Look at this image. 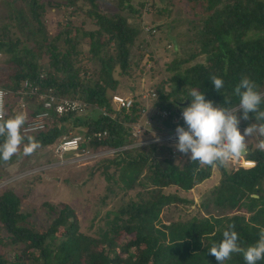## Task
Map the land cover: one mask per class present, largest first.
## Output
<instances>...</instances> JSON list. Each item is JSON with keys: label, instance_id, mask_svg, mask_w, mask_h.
Returning <instances> with one entry per match:
<instances>
[{"label": "trees", "instance_id": "obj_1", "mask_svg": "<svg viewBox=\"0 0 264 264\" xmlns=\"http://www.w3.org/2000/svg\"><path fill=\"white\" fill-rule=\"evenodd\" d=\"M20 1L0 4V67L8 70H0V88L8 92L3 118L24 113V142L34 137L37 149L54 150L63 137L80 136L79 148L111 151L85 168L88 179L95 172L104 179L96 196L101 206L116 205L103 212L89 235L80 230L76 211L68 204L42 202L46 226L35 224L12 184L3 186L0 264H219L208 250L223 239L229 225H235L241 246L254 244L264 227V151L248 144L241 158L253 162L252 167L216 166L218 183L194 202L191 190L208 180L214 167L190 161L169 141L138 144L130 126L147 120L156 132L153 137L176 132L177 126L187 128L180 114L191 103V89L204 93L214 106L235 107L234 88L242 77L264 95V0H141L138 8L134 0ZM149 2L166 19L182 4L195 24L190 54L166 63L165 70L172 72L168 77L156 76V61L147 70L142 63L148 42L134 18L150 11H144ZM51 10L63 15L54 26L46 20ZM199 58L202 61L192 63ZM146 74L152 80L150 96L133 97L129 108L117 110L111 96L135 91L132 82ZM211 75L223 79L221 92ZM26 80L39 87L37 94H24ZM48 93L85 102L86 111H49L43 129L27 131L26 125L46 110L43 95ZM20 97L27 110L19 106ZM225 97L230 103L224 104ZM237 115L242 117V112ZM255 122L250 114L239 128ZM22 156L31 158L23 154V145L7 162L0 160V168L15 165ZM40 173L35 179L40 180ZM224 264L246 262L233 253Z\"/></svg>", "mask_w": 264, "mask_h": 264}, {"label": "rangeland", "instance_id": "obj_2", "mask_svg": "<svg viewBox=\"0 0 264 264\" xmlns=\"http://www.w3.org/2000/svg\"><path fill=\"white\" fill-rule=\"evenodd\" d=\"M2 1L4 0H0V4ZM9 1L16 2V5L21 4L20 0ZM140 1L134 0L133 6L138 8ZM101 8H104L103 4ZM146 9H150V11L144 12L140 19L134 18L136 24L133 23L142 29L143 33L141 37L143 35V40L148 42L147 45H143L145 47V55L142 63L145 64L147 70L156 61L158 66L156 76L161 74L162 76L168 77L172 72L165 70L166 63L171 62L176 56L180 58L187 57L190 54V35L194 32L192 28L194 22L191 20V16L186 14L182 4H176L170 10V16L167 19L156 14L152 7H150V2L147 3L144 11ZM60 10H51L46 14V20L49 26H54L62 20L63 15ZM110 11L115 12L118 9L110 8ZM123 13L125 15L129 14L127 11ZM148 29L149 31H146ZM149 58L151 59L149 60ZM197 61H202V59H196L192 63ZM0 70L5 74L8 72L6 66H1ZM41 73L44 74V72ZM151 82L150 75L146 74L140 80L132 82L136 87L135 91H121L119 94L124 97H131L132 99L140 95L142 100L146 99L151 93L149 88ZM119 94L117 93V95ZM146 104L150 110L152 101L148 99ZM146 122L145 128H141L140 136L137 137L140 141L138 144L149 141L152 135L156 133L150 128V124H146ZM134 127L137 132L138 127ZM239 129L241 134H243L244 129ZM170 134L172 135L169 138L172 140L177 136L176 132H171ZM257 142L256 135L247 140V144L256 145ZM111 153V151L99 152L94 156L95 158L83 162V160L75 158L74 154L61 157L53 149H37L31 154V158L25 159L22 156L15 165L0 168V188L11 183L14 190L22 197V209L31 214V219L37 225L46 226L45 212L41 208L42 202L49 201L54 204H68L76 211L81 225L80 230L85 234L93 235L100 216L105 210L110 209L111 206H115L116 204L114 202H108L106 207L103 208L101 206L96 196L103 190L104 179L97 172L92 175L91 179H88L89 174L85 166H91L101 156H110ZM240 159L241 157L232 159L227 164L236 165ZM213 170L212 176L208 180L191 190L190 196L194 202H199L218 183L219 172L216 167ZM40 171V180H37L34 175ZM83 180H86L84 184H82ZM27 192L29 193L27 194ZM6 251L13 253L14 248L7 246Z\"/></svg>", "mask_w": 264, "mask_h": 264}, {"label": "clouds", "instance_id": "obj_3", "mask_svg": "<svg viewBox=\"0 0 264 264\" xmlns=\"http://www.w3.org/2000/svg\"><path fill=\"white\" fill-rule=\"evenodd\" d=\"M216 91L221 92L224 87L222 78L211 75ZM256 84L247 77H242L234 88V94L238 97L235 107L214 106L211 100H206L204 93L197 89H191L189 96L191 103L182 109V117L187 128L177 126L176 135L178 143L173 145L179 152L188 155L189 160L200 165L211 167L224 166L232 159H238L248 152L247 140L256 135L259 139L256 148L264 151V110L260 109L264 103V95L256 90ZM230 103L225 97L224 104ZM3 92H0V160L7 162L14 154L21 150L23 154L31 155L40 147L34 137H25L21 132L26 116L18 112L13 116L3 118ZM242 112V117L237 113ZM254 118L255 123L249 124L241 134L239 124L241 119ZM235 225H229V230L223 232V239L219 243H213L208 250L219 262L231 258L233 253L243 256L246 264H257L264 260V227L259 229V239L247 247L239 243Z\"/></svg>", "mask_w": 264, "mask_h": 264}, {"label": "built area", "instance_id": "obj_4", "mask_svg": "<svg viewBox=\"0 0 264 264\" xmlns=\"http://www.w3.org/2000/svg\"><path fill=\"white\" fill-rule=\"evenodd\" d=\"M146 31H149V29ZM44 77L45 75L41 73L40 78L44 79ZM23 86L25 89H27V91L24 92V94L28 93L29 95H35L38 92L39 87L30 81H27V80L24 81ZM0 92H3V108H4L5 107V97L8 94V92L1 88H0ZM19 93H21V91H19ZM43 96L45 98L44 108L46 110L37 114L35 116V120L31 121L30 123L26 125L27 131H36V130L43 129L45 120L49 117V111H53L54 113H57V114H65V113H72V112L84 113L87 108V104L85 102H80L77 100H70V99H58L50 93L44 94ZM111 101L116 107V109L119 110L120 108H126V109L129 108L130 105L132 104L133 99L131 97H124L121 95L113 94L111 96ZM18 104L20 107L27 110L23 103L22 97L18 99ZM142 113L145 114V112H142ZM3 114H4V110H3ZM180 116H182V113L180 114ZM146 121L147 120H145L143 123H137L130 127L131 134L134 138H137L140 136L141 128H145ZM148 123L149 121L146 122V124ZM134 126L138 127L137 132ZM172 134L167 133L162 136L161 135L156 136V137L152 136L149 139V141L143 142L140 144L159 142V141H164V140L172 142V143H178L177 136H175L174 140L169 138V136ZM80 142H82V138L80 136L63 137L59 141V143L56 145V147L54 148V152L58 155H61V157L66 153L73 152V154L75 155V158H78L79 160H83V162H87L91 158H95L94 156H96L98 153H91L87 149L79 148ZM172 153L173 154L176 153V150L173 149ZM237 165L242 166V167H252L254 163L250 161H246L243 158H241L239 161H237Z\"/></svg>", "mask_w": 264, "mask_h": 264}]
</instances>
